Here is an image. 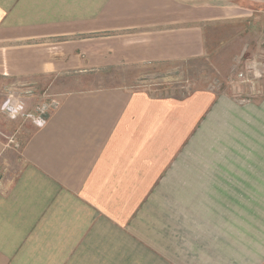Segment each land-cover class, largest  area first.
<instances>
[{
    "label": "crops",
    "instance_id": "0c3cea01",
    "mask_svg": "<svg viewBox=\"0 0 264 264\" xmlns=\"http://www.w3.org/2000/svg\"><path fill=\"white\" fill-rule=\"evenodd\" d=\"M231 27L262 46L264 0H0V92L58 101L20 148L0 113V264H264V70L232 95L88 83Z\"/></svg>",
    "mask_w": 264,
    "mask_h": 264
},
{
    "label": "rangeland",
    "instance_id": "374dc122",
    "mask_svg": "<svg viewBox=\"0 0 264 264\" xmlns=\"http://www.w3.org/2000/svg\"><path fill=\"white\" fill-rule=\"evenodd\" d=\"M213 33H215L214 42L216 44L207 46V54L202 58L187 63L129 69L125 67L101 72L98 77L88 80L89 87H127L134 90H146L155 96L178 95L185 97L197 91H213L217 94L231 92L232 95L235 89L237 91L249 86L250 80L255 81L258 72L264 70V44L251 47L255 51L250 53L246 52V49L250 47L246 45L244 30L240 31L238 27H231L224 31L217 29ZM5 85L0 92V107L8 96L6 90L10 85L9 83H5ZM15 88L17 91L19 89L23 91L25 96L33 89L29 86H16L12 89L15 90ZM48 89L45 90L48 94L44 93L47 100L53 98L49 95L51 91ZM11 121H14L12 125L17 126L16 130L12 132L15 144L21 147L23 140L30 135V130L26 128L35 125L30 119L21 117Z\"/></svg>",
    "mask_w": 264,
    "mask_h": 264
},
{
    "label": "built area",
    "instance_id": "2783aa9c",
    "mask_svg": "<svg viewBox=\"0 0 264 264\" xmlns=\"http://www.w3.org/2000/svg\"><path fill=\"white\" fill-rule=\"evenodd\" d=\"M25 95L19 92H12L7 96L1 105V112L11 118L30 119L36 127H43L46 125L47 117L58 107V101L54 98L46 100L40 104L34 113H28L25 104ZM2 132L0 130V136ZM10 144L16 148H20L15 144V138L10 139Z\"/></svg>",
    "mask_w": 264,
    "mask_h": 264
}]
</instances>
